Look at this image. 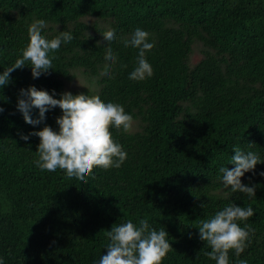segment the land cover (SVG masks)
<instances>
[{
    "label": "trees",
    "instance_id": "1",
    "mask_svg": "<svg viewBox=\"0 0 264 264\" xmlns=\"http://www.w3.org/2000/svg\"><path fill=\"white\" fill-rule=\"evenodd\" d=\"M36 20L45 21L42 35L48 39L59 31L74 38L55 53L50 74L33 79L27 65L0 88L5 264H98L107 253L106 232L129 219L167 230L173 248L162 264H216L205 255L211 249L197 226L232 203L254 209L253 217L238 223L250 224L255 233L239 257L229 250V264H264V176L258 174L264 163L257 164L256 175L241 178L258 185L253 198L225 188L219 172L235 167L229 164L235 146L264 159V0H0V73L20 57ZM137 27L155 44L146 52L153 75L129 79L138 49L122 40L111 45L118 55L113 78L101 75L109 62L100 32L112 28L118 39H130ZM78 73L85 83L69 88ZM30 85L56 98L90 89L123 105L133 116L132 131L110 129L128 154L121 167H97L86 184L65 170L38 168L40 138L25 141L20 134L45 124L58 129L62 111L57 106L40 124L26 123L17 103L20 89ZM31 114L37 118L39 109ZM249 142L255 143L251 149Z\"/></svg>",
    "mask_w": 264,
    "mask_h": 264
},
{
    "label": "clouds",
    "instance_id": "2",
    "mask_svg": "<svg viewBox=\"0 0 264 264\" xmlns=\"http://www.w3.org/2000/svg\"><path fill=\"white\" fill-rule=\"evenodd\" d=\"M45 27L44 20H36L29 26V43L21 50L20 57L0 73V88L11 83L12 72L27 65L31 66L33 79L42 74H50L49 70H53L55 53L62 44L70 43L74 37L69 31H59L58 35L48 39L42 35ZM100 33L107 42L104 59L109 62L105 63L101 75L113 78L112 68L118 60V55L113 52L111 45L112 42L121 40L125 47L138 49L136 66L129 74V79L142 81L153 75L146 52L151 51L155 44L149 42L150 34L147 31L137 27L130 39H118L116 30L112 28ZM100 44L101 42L97 41V46ZM90 92L89 89L88 94L81 92L74 95L71 91H65L60 94V98H56L49 91L38 89L35 85L20 89L17 109L23 114L26 123L40 124L46 120V113L57 106L62 111V115L56 117L58 129L45 124L38 131L20 134V138L25 141H28L30 136L40 138L35 164L42 171L55 172L62 169L66 171L68 178L75 177L86 184V177H93L95 168H119L127 159V152L113 138L110 129L114 127L118 131L122 129L124 133L131 132L133 116L125 111L123 105L105 102L100 95H92ZM33 108L39 109V116L35 119L31 114ZM3 111L4 108L0 106V113ZM254 144L249 142L248 149ZM233 151L229 164L235 167L219 168L224 187H230L233 193L239 192L247 198H253L256 196L258 185L244 184L241 178L250 171L256 175V166L258 163H264V159L257 152L239 146H235ZM258 174L264 176V171ZM201 207L205 208L206 205L201 204ZM254 214L251 206L245 208L232 203L216 211L211 218L202 220L197 226L199 239L206 242L211 249L205 255L215 260L216 264H229V250L234 249L235 255L239 257L248 247L250 235H254L255 229L247 223L241 227L238 221L246 222ZM168 234L164 228L156 230L147 219H140L138 225L131 219L114 223L106 232L109 240L106 245L107 253L101 256L98 264H162L173 248L167 239ZM0 264H5L2 257ZM238 264H248V261L241 259Z\"/></svg>",
    "mask_w": 264,
    "mask_h": 264
},
{
    "label": "rangeland",
    "instance_id": "3",
    "mask_svg": "<svg viewBox=\"0 0 264 264\" xmlns=\"http://www.w3.org/2000/svg\"><path fill=\"white\" fill-rule=\"evenodd\" d=\"M194 58H195V59H198V58H199V55H198V54H195V57H194ZM84 83H85V81L83 80V76L80 75V74L78 73L76 79H74V80L72 81V83H70L68 86H69V88H71V89H73V88L78 89V88H79L80 86H82Z\"/></svg>",
    "mask_w": 264,
    "mask_h": 264
}]
</instances>
